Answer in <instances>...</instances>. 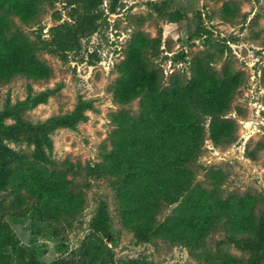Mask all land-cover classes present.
I'll use <instances>...</instances> for the list:
<instances>
[{"label": "rangeland", "instance_id": "374dc122", "mask_svg": "<svg viewBox=\"0 0 264 264\" xmlns=\"http://www.w3.org/2000/svg\"><path fill=\"white\" fill-rule=\"evenodd\" d=\"M108 1L103 2L104 15L97 30L81 36L80 47L67 53L66 60L37 49L39 61L51 70L48 78L16 76L0 85V110L29 94L52 92L46 102L22 111L23 120L32 124L69 114L78 101L89 104L84 121L49 133L51 148L46 149L50 161L46 166L60 170L65 161L80 166L74 190L83 196L82 209L72 217L47 224L33 215L29 205L13 207V194L6 189L0 192V215L43 264L59 259L93 264L86 245L101 201L107 205L109 224L97 264H221V253L245 261L246 252L227 240L229 225L224 216H219L218 225L200 248L163 238H138L122 221L117 198L120 183L109 175L89 176L86 167L102 162L104 147L111 149L114 117L140 113L141 98L119 104L112 93L121 77L125 52L134 41L143 47L147 64L161 74L163 89L177 80L186 82L199 60L208 61L219 76L226 72L240 76L242 84L225 115L235 124V140L214 143L209 138L208 120L205 122L202 154L192 167L193 188L215 193L213 200L230 203L253 197L256 216L264 212V0H121L114 13H109ZM68 14L69 8L61 3L42 4L28 23L11 16L12 31L22 32L39 46V39L50 40L53 27L71 22ZM158 38L154 53L151 45ZM11 123V119L6 121ZM6 143L31 158V143ZM183 201L182 197L164 204L157 221L173 216Z\"/></svg>", "mask_w": 264, "mask_h": 264}, {"label": "trees", "instance_id": "16d2710c", "mask_svg": "<svg viewBox=\"0 0 264 264\" xmlns=\"http://www.w3.org/2000/svg\"><path fill=\"white\" fill-rule=\"evenodd\" d=\"M103 2L0 0V85L16 76L34 80L48 78L51 70L39 61L37 49L66 60L67 53L80 47L81 36L97 30L104 15ZM120 2L109 0V13H114ZM56 3L69 8L71 22L53 27L50 40L39 39L37 46L22 32L12 31L11 16L28 23L35 19L42 4L53 6ZM169 17L175 18L173 14ZM158 46L159 38L151 45L154 53ZM143 50L141 45L131 43L125 52L126 60L120 66L121 77L112 88L119 104L141 98L140 113H121L114 117L111 149H102V162L87 166V174L109 175L120 183L117 198L122 221L138 238H163L200 248L208 233L218 225L219 216H224L229 225L227 240L246 252L247 257L243 261L221 253V264H263L264 212L256 216L255 199L247 196L235 203L213 200L215 193L193 188L192 167L202 154L205 122L208 120L209 138L214 143L235 140V124L225 115L242 79L231 72L219 76L211 70L208 61L199 60L193 64L186 82L177 80L163 89L161 74L147 64ZM51 93L45 90L29 94L25 100L13 105L7 103L0 110V192L10 189L16 203L13 207L29 205L33 215L47 224L72 217L84 204L83 196L74 190L80 166L65 161L60 170H54L45 165L50 163L46 155V149L51 148L48 135L55 129L74 127L84 121V112L89 107L88 103L78 101L69 114L37 124L25 122L22 111L46 102ZM9 119L13 123L6 124ZM7 140L31 143V158L14 150ZM182 197L183 205L173 216L157 221L156 216L164 204H173ZM108 224L107 205L101 201L90 223L86 245L87 256L93 264H97L101 256ZM0 264H43L21 243L2 215ZM51 264L81 263L59 259Z\"/></svg>", "mask_w": 264, "mask_h": 264}]
</instances>
